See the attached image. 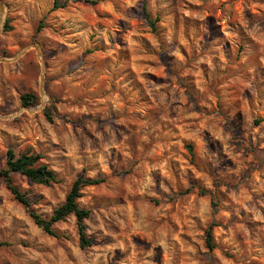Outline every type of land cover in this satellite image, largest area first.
<instances>
[{"label":"rangeland","instance_id":"374dc122","mask_svg":"<svg viewBox=\"0 0 264 264\" xmlns=\"http://www.w3.org/2000/svg\"><path fill=\"white\" fill-rule=\"evenodd\" d=\"M59 1L0 0V171L31 150L59 179L14 174L26 208L0 176V264H264V0ZM80 176L87 248L30 216Z\"/></svg>","mask_w":264,"mask_h":264},{"label":"trees","instance_id":"16d2710c","mask_svg":"<svg viewBox=\"0 0 264 264\" xmlns=\"http://www.w3.org/2000/svg\"><path fill=\"white\" fill-rule=\"evenodd\" d=\"M54 9L61 8L62 5L59 0H54ZM144 16L150 25L152 32H156L159 17L156 20L151 18V15L144 8ZM6 30H11L10 26ZM21 105L25 108H31L38 104V96L34 93H23L20 96ZM56 110L55 105H50L44 110V114L48 121L53 120V115ZM188 150L191 156H194V149L192 145H188ZM42 154L34 153L29 150L22 153H17L13 149L7 151V160L5 167L0 171V176L3 178L5 185L14 195V197L21 202L26 208L30 207V203L24 193L14 184L13 175L21 174L25 176L30 182L38 185L51 186L59 182L57 175L50 166L43 162ZM105 182L103 178H85L80 176L72 184L65 201L58 208H56L50 218H43L42 216L30 212L34 223L46 234L59 238L61 235L55 230L54 226L66 220L70 215H74L77 219L80 246L87 248L92 245V241L87 238L85 221L90 217L91 212L88 209L79 206V199L83 196L82 190L89 186H98ZM207 244L210 248L214 247L213 243V229L209 227L207 230Z\"/></svg>","mask_w":264,"mask_h":264}]
</instances>
